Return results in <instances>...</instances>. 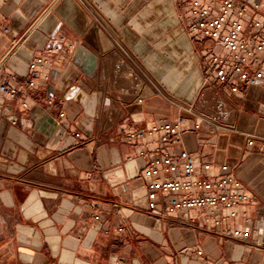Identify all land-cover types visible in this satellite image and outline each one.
I'll use <instances>...</instances> for the list:
<instances>
[{
	"label": "crops",
	"instance_id": "1",
	"mask_svg": "<svg viewBox=\"0 0 264 264\" xmlns=\"http://www.w3.org/2000/svg\"><path fill=\"white\" fill-rule=\"evenodd\" d=\"M244 1L264 17V0ZM178 12L174 0H0L2 72L19 90L0 97V264H264V152L247 147L264 138V83L207 87L210 41L190 38ZM37 56L46 64L29 70ZM219 101L222 127L189 118L181 147L211 165L197 177L231 172L248 200L236 218L194 208L158 220L138 155L158 142L125 135L172 121L178 102L204 114ZM236 228L249 239L223 235Z\"/></svg>",
	"mask_w": 264,
	"mask_h": 264
},
{
	"label": "built area",
	"instance_id": "2",
	"mask_svg": "<svg viewBox=\"0 0 264 264\" xmlns=\"http://www.w3.org/2000/svg\"><path fill=\"white\" fill-rule=\"evenodd\" d=\"M178 16L186 34L202 41H210L207 53L203 54L199 65L206 86L219 85L231 95L242 94L246 87L264 83V17L260 15L261 4H251L241 0H174ZM9 26L0 22V37L9 34ZM4 59L0 60V97L12 101L19 90L9 86L3 74ZM47 59L37 56L29 65L46 64ZM33 86V81L29 82ZM183 110L172 121L150 123L147 127H135L125 137L127 139L155 138L158 146L148 152L139 151L145 159L143 176L147 179L146 210L160 221L168 222L173 214L194 208L209 209L214 213L225 208L229 217L236 218L237 206L248 200L242 182L231 172H223L213 177H197V167L211 168L181 147L182 127L192 118L195 129L214 132L222 127L227 113L219 101L217 113H201L178 102ZM23 108L26 103H22ZM112 112L109 113L110 117ZM78 133L76 134L77 137ZM257 146L264 152V138L247 136V147ZM222 165L221 170L226 171ZM96 219L98 215L94 216ZM174 222L185 221L176 219ZM212 223H216L210 220ZM224 236L234 241H247V230L236 228Z\"/></svg>",
	"mask_w": 264,
	"mask_h": 264
},
{
	"label": "bare ground",
	"instance_id": "3",
	"mask_svg": "<svg viewBox=\"0 0 264 264\" xmlns=\"http://www.w3.org/2000/svg\"><path fill=\"white\" fill-rule=\"evenodd\" d=\"M97 14V13H96ZM95 17V16H94ZM99 17V16H98ZM97 19H99V18H97ZM98 21V20H97ZM104 28H106V27H104ZM105 30V29H104ZM108 31V30H107ZM111 31V30H110ZM102 32V31H101ZM104 32V31H103ZM122 48H123V46H121ZM124 49V48H123ZM146 75H147V73H146ZM147 78V77H146ZM149 80V79H148ZM152 81V83H154V87H156L158 90H159V87H158V84L155 82V81H153V80H151ZM150 81V82H151ZM152 85V84H151ZM155 88V89H156ZM161 93V92H160ZM166 98V97H165ZM175 101H177V100H175Z\"/></svg>",
	"mask_w": 264,
	"mask_h": 264
}]
</instances>
